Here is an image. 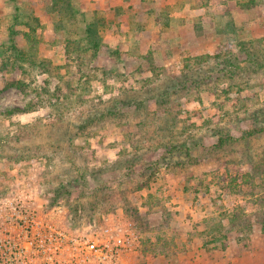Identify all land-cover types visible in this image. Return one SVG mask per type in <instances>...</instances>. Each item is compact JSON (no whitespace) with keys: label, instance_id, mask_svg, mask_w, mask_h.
Returning <instances> with one entry per match:
<instances>
[{"label":"rangeland","instance_id":"374dc122","mask_svg":"<svg viewBox=\"0 0 264 264\" xmlns=\"http://www.w3.org/2000/svg\"><path fill=\"white\" fill-rule=\"evenodd\" d=\"M263 39L264 0H0V111L32 106L0 116V200L34 198L68 224L82 205L85 231L130 225L123 264H264ZM219 54L192 85L175 78ZM103 183L113 207L90 209Z\"/></svg>","mask_w":264,"mask_h":264},{"label":"built area","instance_id":"2783aa9c","mask_svg":"<svg viewBox=\"0 0 264 264\" xmlns=\"http://www.w3.org/2000/svg\"><path fill=\"white\" fill-rule=\"evenodd\" d=\"M27 198L0 200V264H123L138 248L130 225L74 229Z\"/></svg>","mask_w":264,"mask_h":264},{"label":"trees","instance_id":"16d2710c","mask_svg":"<svg viewBox=\"0 0 264 264\" xmlns=\"http://www.w3.org/2000/svg\"><path fill=\"white\" fill-rule=\"evenodd\" d=\"M57 3H51V6L53 8H56L57 6L55 5ZM59 4V3H58ZM27 40H32V42H30L31 46L33 48H35V43H33V39L31 38L30 39V35H27ZM252 49H250V51L253 49H256L258 52H264V39L261 41V40H258L256 41L255 43H253L252 45ZM13 50L15 51V53L17 54V56L19 58H25L24 57V54L23 52L18 49V48H14L13 47ZM245 53L247 54L248 57H250L252 59V62H254V64L256 65V67H258L260 64L258 61L254 60V58L252 57V52L249 53L247 50H245ZM219 58H222L221 55H215V56H206V55H202L200 57H196V58H185L183 59V69L182 71L180 72L179 76H176L175 78L182 83L183 81V85L184 83L185 84H188L189 85H192L193 84V81L190 82V80H188V76L187 74H189L193 69H199L201 66H205V63H208L211 59H219ZM237 68H240L239 66H237ZM228 71H225L224 73V77L226 78H231L233 79V76H234V71L231 70V69H227ZM196 81L194 80V84H201V85H204L206 83H208V85H210L211 81H210V78L206 79L205 81H202V82H197L195 83ZM243 84V83H241ZM7 86L8 87H16V88H19V89H23L25 88V84L21 81H17V82H10V83H7ZM196 86V85H195ZM224 94L226 95L227 91H223ZM47 94V93H46ZM41 95V94H40ZM40 95H38L37 93V96L39 97ZM54 95V93H51V96ZM162 104H164V101L162 100L161 101ZM257 103V102H255ZM161 104V105H162ZM34 105V104H33ZM264 105V103H263ZM89 106L92 108V106L89 104ZM90 108V109H91ZM32 111V106L29 104V105H26L24 108H19V107H15V108H12V109H8V110H5L4 112H1L0 111V116H6V117H10L14 114H25V113H28V112H31ZM92 110H89L87 113H85L84 115H81L79 116L80 118V122L78 124V126L76 127L77 131H75V134H74V137L76 136H82L83 133L87 132L86 130H89L92 128L93 124H94V121L95 118L94 115H92ZM258 111V112H257ZM256 114H262L264 116V106H262L261 108L257 109ZM258 132V131H257ZM255 132V133H257ZM259 132H264V127L263 128H259ZM253 134L252 133H249V136H252ZM231 142V139H230V135H223L219 138V143L218 145H214L213 147L215 148V146L219 147V149H224L225 147H227L228 143ZM2 146V144H0V147ZM129 161V160H127ZM106 168H109V167H106ZM105 168V169H106ZM260 170L261 168H259V173H260ZM255 176L257 175L256 173H254ZM253 176L251 173H245L244 175H241V177L244 179H253ZM257 176H261V175H257ZM147 183V182H145ZM253 187L254 185L251 184ZM100 187L98 189H96L95 191V194L93 196V203L90 204V209L91 207L93 208L94 205L95 206H98L99 204H102L103 206L104 205H107V206H112L113 207V202H112V194L114 191H111V190H108L107 189V184L106 183H103L101 185H99ZM264 199L261 198V201ZM70 206V204H69ZM72 210V216L70 218V222L71 223H67L69 227L71 228H74L76 229L77 226H80V222L82 220H84L85 218H89V215L87 213V211L85 210V208L82 206V205H76L73 207ZM88 209V208H87ZM243 216V214H242ZM246 217V215H245ZM90 219V218H89ZM264 222V221H263ZM231 225L235 226V227H241V226H250L249 224V221L248 219L246 218H241L239 215H236V218L235 219H232L231 220Z\"/></svg>","mask_w":264,"mask_h":264}]
</instances>
